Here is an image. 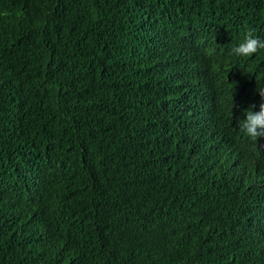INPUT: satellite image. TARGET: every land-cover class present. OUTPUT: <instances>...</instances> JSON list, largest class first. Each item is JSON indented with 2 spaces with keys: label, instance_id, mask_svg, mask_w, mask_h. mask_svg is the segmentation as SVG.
I'll list each match as a JSON object with an SVG mask.
<instances>
[{
  "label": "trees",
  "instance_id": "1",
  "mask_svg": "<svg viewBox=\"0 0 264 264\" xmlns=\"http://www.w3.org/2000/svg\"><path fill=\"white\" fill-rule=\"evenodd\" d=\"M264 0H0V264H264Z\"/></svg>",
  "mask_w": 264,
  "mask_h": 264
},
{
  "label": "clouds",
  "instance_id": "2",
  "mask_svg": "<svg viewBox=\"0 0 264 264\" xmlns=\"http://www.w3.org/2000/svg\"><path fill=\"white\" fill-rule=\"evenodd\" d=\"M260 50H264V38L258 37L250 30L245 34L243 41L231 49L230 54L237 57H251ZM257 91L261 100L259 111L253 110L256 106L252 105L246 111V118L241 123L244 134L253 139L264 136V88H259Z\"/></svg>",
  "mask_w": 264,
  "mask_h": 264
}]
</instances>
